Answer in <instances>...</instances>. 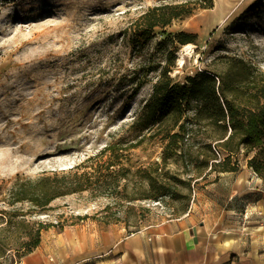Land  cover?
Listing matches in <instances>:
<instances>
[{
    "label": "rangeland",
    "instance_id": "rangeland-1",
    "mask_svg": "<svg viewBox=\"0 0 264 264\" xmlns=\"http://www.w3.org/2000/svg\"><path fill=\"white\" fill-rule=\"evenodd\" d=\"M186 1L0 0V264H20L38 227L97 221L136 231L180 217L198 192L220 179L234 182L248 167L254 153L240 149L232 157L236 172L185 168L177 155L164 159L154 127L141 144L122 150V164L112 167L120 177L115 185L99 188L90 182L84 191L46 206L12 203L13 186L25 180L104 171L110 158L100 151L134 137L131 123L156 80L157 73L148 72L151 81L130 98L134 73L149 62L163 65L166 48L175 49L174 82L185 83L205 70L223 73L238 59L251 67L253 77L264 79V0H212L209 9H197L196 3L192 15L156 28L146 47L134 51L133 20L151 6ZM181 32L191 42L173 41ZM187 45L191 52L184 51ZM212 145L201 157L213 153L217 162Z\"/></svg>",
    "mask_w": 264,
    "mask_h": 264
},
{
    "label": "trees",
    "instance_id": "trees-1",
    "mask_svg": "<svg viewBox=\"0 0 264 264\" xmlns=\"http://www.w3.org/2000/svg\"><path fill=\"white\" fill-rule=\"evenodd\" d=\"M196 3H199L197 9L213 6L212 0H189L149 7L130 24L129 43L134 51L140 52L146 47L154 38L156 28H165L175 20L192 15ZM172 39L182 45L191 42L190 36L182 32L174 34ZM163 54V65L158 62L151 67L149 62L140 66V73H134L130 98L151 81L148 72H156V80L139 115L131 123L136 131L134 137L119 138L100 151L110 158L104 164V171L95 168V178L86 171H69L25 180L13 186L12 203L28 200L36 206H46L57 197L84 191L90 182L99 188L115 185L120 177L112 167L122 164L118 161L123 156L122 150L141 144L154 127V133L161 134L164 159L177 155L185 168L193 166L199 172L208 167L218 172H236L238 168L232 157L244 149L246 154L254 153L247 166L264 179V79L259 81L253 77L251 67L238 59L223 73L200 71L181 84L170 76L175 49L166 48ZM213 143L220 156L217 162H212L217 160L213 153L212 158L201 157L202 149L208 148L211 152ZM42 231L37 228L23 256L38 246Z\"/></svg>",
    "mask_w": 264,
    "mask_h": 264
},
{
    "label": "crops",
    "instance_id": "crops-1",
    "mask_svg": "<svg viewBox=\"0 0 264 264\" xmlns=\"http://www.w3.org/2000/svg\"><path fill=\"white\" fill-rule=\"evenodd\" d=\"M253 174L220 179L182 216L136 231L97 221L48 227L20 264H264V179Z\"/></svg>",
    "mask_w": 264,
    "mask_h": 264
},
{
    "label": "bare ground",
    "instance_id": "bare-ground-1",
    "mask_svg": "<svg viewBox=\"0 0 264 264\" xmlns=\"http://www.w3.org/2000/svg\"><path fill=\"white\" fill-rule=\"evenodd\" d=\"M184 51H186V52H191V47L187 45V46L184 48ZM180 62H182V59H180Z\"/></svg>",
    "mask_w": 264,
    "mask_h": 264
}]
</instances>
